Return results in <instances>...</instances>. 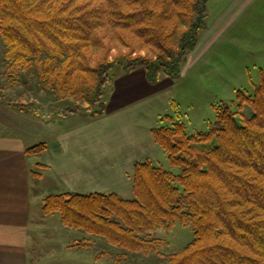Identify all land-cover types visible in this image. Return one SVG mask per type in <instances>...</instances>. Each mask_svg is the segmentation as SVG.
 <instances>
[{"label": "trees", "instance_id": "obj_1", "mask_svg": "<svg viewBox=\"0 0 264 264\" xmlns=\"http://www.w3.org/2000/svg\"><path fill=\"white\" fill-rule=\"evenodd\" d=\"M207 1L0 0L6 72L15 84L20 71L32 70L45 89L88 98L98 106L90 114L99 116L106 110L104 88L120 64L109 59L112 45L130 48L123 53L126 72L143 67L151 83L177 80L207 26ZM96 46L106 49L93 66ZM142 48L146 54H133ZM238 98L236 110L225 103L216 108L207 132L190 134L179 116H161L152 134L178 172L137 161L131 197L50 194L43 212H59L67 227L119 246L120 254H102L117 261L129 252L160 253L167 241L153 231L179 222L193 227L194 238L162 264H264V75L253 94L240 91ZM40 147L45 143L27 152Z\"/></svg>", "mask_w": 264, "mask_h": 264}, {"label": "crops", "instance_id": "obj_2", "mask_svg": "<svg viewBox=\"0 0 264 264\" xmlns=\"http://www.w3.org/2000/svg\"><path fill=\"white\" fill-rule=\"evenodd\" d=\"M252 1L236 0L226 9L220 32ZM209 46L190 52L191 59L188 56L182 76L188 71L193 72ZM175 81L163 77L159 82L151 83L143 67L116 75L110 81L112 88L105 100V112L95 117L86 113L82 121L57 127L51 137L58 141L59 148L54 155L46 154L45 160L41 152L28 153L27 149L44 140L37 134L39 126L53 129L43 125L47 115H41L37 107H19V101L0 98V264H57L53 255L40 256L55 243H64L62 257H67V251H74L68 255L83 256L79 260H85L83 249L86 247L82 246L85 243H79L74 237L69 243V236L64 235L69 234L68 229L48 225L47 221L53 216L35 210L36 201L40 203L52 191L50 188H33L31 160L36 158L32 156L41 157L37 164L44 166L55 185H60L58 180H67V189L56 188L57 193L118 192L131 197L135 163L152 160L160 153L152 128L172 106L168 93ZM25 109L34 111L35 117L25 116ZM46 113L51 116L49 110ZM59 230L63 236L54 241L52 237ZM44 243L47 248H42ZM57 259H61L62 264H74L70 258Z\"/></svg>", "mask_w": 264, "mask_h": 264}, {"label": "rangeland", "instance_id": "obj_3", "mask_svg": "<svg viewBox=\"0 0 264 264\" xmlns=\"http://www.w3.org/2000/svg\"><path fill=\"white\" fill-rule=\"evenodd\" d=\"M235 1H207L208 23L206 28L200 32L199 47L197 45L195 49L204 48L208 44L210 46L205 48L204 54L201 60L197 62L193 72L184 73L179 80L175 81V85L171 87L168 93L172 99V106L168 113L179 116L186 124L187 131L190 134L197 131H209L216 121V108L219 105L225 103L230 105L233 110L238 109L240 91L253 94L256 85L260 83L264 75V0H253L244 10L236 14L233 22L224 31L220 32L225 21L223 16L225 10L231 7ZM121 45L113 44L109 53V59H118L120 62L111 71L113 78L125 72L123 53L131 51L127 46L120 47ZM105 49V46L94 48L91 58L93 66L97 65L96 58L103 55ZM139 52L147 53L142 48L134 50L133 54ZM189 59H191V56H189ZM7 64L4 55V43L0 33V88L3 90V97L10 101H19L17 104L19 107H25V105L37 107L41 115H47L45 117L47 121L43 125L53 127L52 130L43 126L38 127L37 134L39 137H43L44 140H42L43 142L39 141L37 144L45 143V147H40L38 153L41 152V157L45 160L46 154L54 155L59 148L58 141L51 137L56 128L60 125L68 126L71 122L82 121L86 113L90 114L98 106H93L85 96H82V98L76 96L61 97L56 92L45 89L39 84L38 76L32 70L20 71L15 83L18 85L14 86L12 79L6 72ZM188 67L189 64L186 69ZM111 88V83L104 88L105 100ZM71 109L75 111H70ZM47 110L51 112V116H48ZM63 112L64 114H62ZM243 113L250 116L252 113L251 107L245 105ZM23 114L35 117L34 114L36 113L25 109ZM61 114L62 116H60ZM70 117L71 121H68ZM39 119L42 120V117L40 116ZM62 119L64 120L61 121ZM161 123L162 121L159 120L158 125ZM44 151L46 152L44 153ZM32 157L36 158L34 161L31 160L32 172L38 173L36 175L32 173V186L34 189L50 188V191H52L50 194H57L56 191L58 190H55L56 188L67 189V180H58L57 184L60 183V185H55L54 181L51 182L50 173L44 170L43 165L37 164L38 161H41V157ZM152 161L178 172V169L171 166L167 154L161 147L160 153L154 156ZM57 176L63 178L60 174H57ZM38 203L36 201L35 210L40 209L43 212V200ZM49 216H53V219L50 218L47 221L48 225L54 224V228L68 229L69 234L65 233L64 235L69 236V239L74 237L75 240H79V243L86 244L82 245L86 248L83 249L85 260L81 261L79 259H82L83 256L68 255V252L73 253L74 251H67V257H62L64 243H55V246L50 248H47L46 243H44L42 248H47V250L42 251L40 256L53 255L57 260V264H62L61 259L58 260L57 257L70 258L69 261L74 264H162L167 260L168 254L182 250L194 238V230L191 225H183L177 222L170 230L158 228L153 231L156 236L167 241L166 245L161 248L160 253L129 252L127 258L117 261L114 255L103 256L102 254L107 251L120 254L122 248L119 246L110 244L102 237L89 235L81 229L67 227L62 222L59 212L49 214ZM60 236H63L61 230L57 234L55 233L52 238L55 241L56 237H58L57 240L61 239ZM69 241V243H72L73 239Z\"/></svg>", "mask_w": 264, "mask_h": 264}]
</instances>
